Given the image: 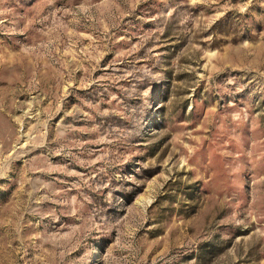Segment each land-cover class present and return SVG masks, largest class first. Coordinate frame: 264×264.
<instances>
[{
  "label": "rangeland",
  "instance_id": "rangeland-1",
  "mask_svg": "<svg viewBox=\"0 0 264 264\" xmlns=\"http://www.w3.org/2000/svg\"><path fill=\"white\" fill-rule=\"evenodd\" d=\"M0 264H264V0H0Z\"/></svg>",
  "mask_w": 264,
  "mask_h": 264
}]
</instances>
